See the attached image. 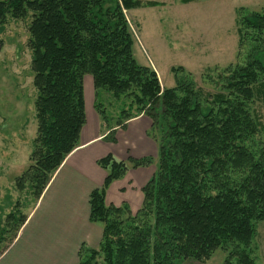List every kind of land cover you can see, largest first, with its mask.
Returning <instances> with one entry per match:
<instances>
[{"label": "trees", "instance_id": "1", "mask_svg": "<svg viewBox=\"0 0 264 264\" xmlns=\"http://www.w3.org/2000/svg\"><path fill=\"white\" fill-rule=\"evenodd\" d=\"M137 5L135 0H0V34L8 18H30L37 127L30 164L16 185L21 190L27 183L36 203L79 146L88 75L93 108L108 129L104 139L115 142L116 128L142 114L151 119V131L156 129L150 134L158 153L156 159L107 154L97 160L106 176L88 196L89 221L101 227L102 236L97 248L81 247L76 264H205L217 249L226 252L222 264H255L251 244L256 224L264 220V146L256 141L264 125L254 108L257 100L264 103V8L240 10L236 60L215 77L206 76L212 89L205 91L181 67L172 69L181 74L176 85L162 88L154 69L137 63L123 13ZM102 92L122 103L116 118L105 112ZM151 164L155 171L137 211L106 203L113 181ZM26 218L19 210L5 216L3 232L13 227V234L0 254Z\"/></svg>", "mask_w": 264, "mask_h": 264}, {"label": "rangeland", "instance_id": "2", "mask_svg": "<svg viewBox=\"0 0 264 264\" xmlns=\"http://www.w3.org/2000/svg\"><path fill=\"white\" fill-rule=\"evenodd\" d=\"M135 1L138 5L123 9V13L134 38L133 55L137 63L154 69L162 88L176 85L181 74L172 69L181 67L205 91L212 89L206 76L215 77L218 70L236 60L240 10L264 8V0ZM29 22L30 18H8L0 34V234L4 235L0 253L13 234L11 224L7 225L10 231L3 232L5 216L14 210L27 215L35 204L28 184L21 190L16 185L18 176L30 164L37 127ZM83 86L89 112V100L93 105L94 99L90 76L84 77ZM99 100L109 116H118L121 102L105 92ZM254 108L264 125V103L257 100ZM151 132L156 135V129ZM256 141L264 146V130L256 136ZM251 250L255 264H264V220L256 224ZM225 255V251L217 249L205 264H222ZM180 264L198 263L185 260Z\"/></svg>", "mask_w": 264, "mask_h": 264}, {"label": "crops", "instance_id": "3", "mask_svg": "<svg viewBox=\"0 0 264 264\" xmlns=\"http://www.w3.org/2000/svg\"><path fill=\"white\" fill-rule=\"evenodd\" d=\"M85 111L79 146L55 171L17 236L0 255V264H76L81 247L97 248L102 236L101 227L89 221L88 196L102 186L106 176L97 160L107 154L119 160L157 157L149 117L130 119L125 127L116 128L115 142H108L104 139L108 129L90 100L89 112L86 104ZM154 171V164L129 169L123 178L109 185L106 203L126 204L132 212L137 211L143 201L142 188Z\"/></svg>", "mask_w": 264, "mask_h": 264}]
</instances>
